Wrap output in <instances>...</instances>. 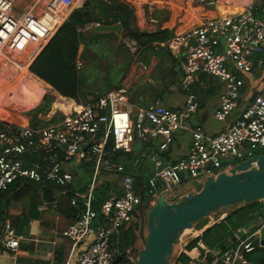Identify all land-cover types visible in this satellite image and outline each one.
Wrapping results in <instances>:
<instances>
[{"label": "built area", "instance_id": "2783aa9c", "mask_svg": "<svg viewBox=\"0 0 264 264\" xmlns=\"http://www.w3.org/2000/svg\"><path fill=\"white\" fill-rule=\"evenodd\" d=\"M194 1L206 6L219 3V0ZM261 1L244 0L238 6L221 4L218 15H209L188 30L158 43L180 54L179 87L184 94L180 109L166 107L155 100L133 112L128 103L129 89L119 85L86 102L56 94L52 105L59 117L40 126L18 127L0 119V193L21 181L40 187L53 183L65 188L73 181V176L62 169V159L92 165L87 189L74 193L70 199L77 213L62 232L72 246V256L65 264H112L117 256L121 260L116 264H135L138 249L119 254L111 247V242L132 223L141 202L149 207L158 193L164 195L165 191L193 180L202 182L208 176L227 172L236 164L230 162L252 157L247 153L256 147L264 148V77L263 88L226 123L241 99L237 72L263 73L264 58L258 54L264 52V17L256 15ZM74 7V0H0V56L6 63L10 61L7 52L23 55L31 61ZM146 9L151 13L153 6L148 4ZM150 21L156 22V19L151 16ZM98 24L86 23L78 26L77 31H87ZM122 42L136 58V41L124 37ZM80 66L77 59L75 67ZM140 66L145 68L142 63ZM200 73L212 75L223 84L213 116L225 122V127L211 135L201 126H191L188 122L199 108L193 87ZM178 132L191 134L188 155L164 165L157 154L168 149ZM156 138L160 139L152 156L156 171L146 183L142 181L139 185L123 165L111 162L119 152H133L136 141L145 143ZM33 155L38 156L37 160L29 159ZM105 169L123 174L122 194L110 196L94 208V190L100 183V171ZM263 226L261 222L255 231L244 238L239 236L237 245L220 256V262L250 264L245 254L256 247L252 240ZM20 238L5 221L1 244L14 250Z\"/></svg>", "mask_w": 264, "mask_h": 264}, {"label": "crops", "instance_id": "0c3cea01", "mask_svg": "<svg viewBox=\"0 0 264 264\" xmlns=\"http://www.w3.org/2000/svg\"><path fill=\"white\" fill-rule=\"evenodd\" d=\"M103 1L109 3L110 0ZM118 1L127 4L132 8L135 28L145 32H155L158 29H167L170 32V37H172L175 34L182 33L194 25L200 23L209 15H218L220 13L219 7L221 4L222 6H238L241 5L244 0H219V5L217 4L214 6L198 4L194 0ZM148 4L153 6V11L151 13H149L146 9ZM76 7L77 6H75L73 9ZM257 12L260 13L259 17H264V0H262L259 4ZM151 16L156 19V22L150 21ZM110 20L111 18L108 17L105 19L100 18L99 20L92 22H99L101 24L107 25L120 23L119 21L110 23ZM82 33L89 35L92 34L93 31L91 28L90 30L83 31ZM99 33H105V51L102 54H99L84 44H80L75 60H80L81 66L79 69H76L78 70L81 77L79 83L80 86L84 84L86 85L89 80L98 76H100V78L105 81V85L104 88L102 86V89L93 90L92 92L89 90V92L83 93L80 90L77 99L81 100L80 97H87L82 99L84 102H86L92 97L107 94L119 85H126L130 94V92L139 85L140 87L137 93L136 103L131 104L128 102L129 108L133 112L138 107H146L148 104H150L149 102H152L153 100H159L162 105L172 109L181 108L183 105L184 94L179 87L181 77L179 68L180 54L177 51L167 47V54L159 49L165 47L154 45L157 47L154 48L155 53L146 54L145 56L139 50L136 55V61L132 65L129 64V68L132 69L127 75L126 61L124 60L127 47L122 42V31L119 35L115 32ZM54 34L50 37V39L54 36ZM50 39L43 45L41 51L45 48ZM259 54L261 55V58H264V52ZM6 55L10 59L9 63H6L4 58L0 56V109L2 107L3 111L6 113V118H8L2 120L10 122L11 124H14L18 127H35L57 120L59 114L53 108L52 102L55 98V95L60 93L53 89L48 83L34 76L29 71L30 64L35 58L31 61H28L23 55L10 54L9 52H7ZM129 55H131L130 52ZM150 57L151 59H149ZM156 57L158 59L157 61L154 59ZM160 59L161 61H159ZM140 63H142L145 68H142ZM7 67L15 68L14 70L10 69L7 72V69H9ZM21 68L25 69H23V74L20 75L19 72ZM172 69L176 73L174 77L175 82L169 79ZM262 71L263 73L259 74L237 72V76L241 81L240 90H242V92L240 91V96L243 93V89L248 90L252 87H256L255 89H257L258 92L263 88L264 69ZM28 74H30V76H28ZM253 75L257 76L256 79H253ZM82 80H84L83 83ZM25 83H29L33 86L32 93H34L35 96H39L37 101L33 96L34 94L31 93L22 94L21 96H14L16 91H19ZM132 84H135L133 88H131ZM143 86H145L144 92L139 94ZM47 91H50L54 96L53 99L49 97L50 107L44 113L40 108L45 104V97H48L45 94ZM222 91L223 84L220 93L210 97H202L199 100L200 103L197 112L188 118V122L191 126H201L209 135L218 133L224 129L225 122L222 123L221 127L216 129H212L210 125L207 127L204 125V109L206 104H210L211 106L213 105V110L215 111L219 106L220 95ZM173 93L175 94L173 95ZM181 94V101L178 102L177 97ZM7 99L12 101V105L8 104ZM251 99L252 97L245 101L240 100L241 102H239L238 106V108H240L239 111L242 109V106ZM168 101L171 103H166ZM239 111L236 113L233 112L232 118L228 119L226 123L235 118ZM185 133L189 134V141L187 142L184 151L181 152L180 148L176 146H179L178 138L182 137ZM153 140H158L159 142L160 139H151L150 142L141 143V147L136 150L133 149V152L130 155L127 153L125 154L127 156L134 157L143 151L150 152L151 148H145V144L150 146V143ZM191 144L192 137L189 132H178L175 134L173 142L168 147V149L164 152L158 153L157 156H160V160L164 165L172 164L181 158L187 157ZM157 146L158 144L154 147L155 153L153 154H156ZM120 154L121 153H117L116 157L111 159V162L119 163L125 168L126 163L116 161V158L120 156ZM79 165H81V163L71 160L62 159L61 162V167L65 171H68L66 166L75 168ZM125 170L131 173L133 176L134 174H137L141 177V165L138 166V170H129L126 168ZM155 171L156 169L154 168L152 174ZM68 172L72 174L73 181L65 188H61L59 191L56 190L54 192L55 199L53 202H47L44 200L41 187L29 181L14 183L6 190L8 193H6V191L0 193V206L2 208V213L4 214V220L2 222L0 220V264H65V262L70 259L72 256V246L71 243L62 235V232L75 219L77 213L76 208L70 205V199L74 193L85 192V189H87L90 183L92 175L91 177L87 176L81 179L83 176L79 178L75 172ZM102 172H114L121 174L120 185L118 187L114 186V193H117L120 196L122 194L123 174L111 169L101 170L100 183L96 186V188L105 181L113 185L110 180H104L102 178ZM185 185L182 186V189ZM183 193L184 192H182L180 195ZM115 194H111V196H115ZM134 219L137 218L134 217L133 220ZM209 219V224L207 226L214 223V221L211 219V216ZM5 221L9 222L14 228L16 234L21 236L18 246L14 250L8 249L1 244L3 223ZM205 227H203V229ZM203 229L199 230L198 232L201 233ZM249 229L250 228L240 229L236 234L237 238L249 233Z\"/></svg>", "mask_w": 264, "mask_h": 264}, {"label": "trees", "instance_id": "16d2710c", "mask_svg": "<svg viewBox=\"0 0 264 264\" xmlns=\"http://www.w3.org/2000/svg\"><path fill=\"white\" fill-rule=\"evenodd\" d=\"M95 11L98 15L97 18L94 16ZM256 15L259 16L260 13L256 11ZM108 17L111 18L110 23L116 21L120 22L122 27V39L124 37H129L135 40L138 45V52L140 50L145 56L146 54L155 53L154 48L157 47L154 45L159 46L158 43L165 42L170 38V32L167 29H158L155 32H145L135 28L132 8L125 3L118 0H110L109 3L103 0H90L88 4L75 8L70 13L67 20L57 29L56 33L47 43L45 48L32 61L29 71L34 76L48 83L61 95L77 99L81 90L79 85L81 77L75 67V59L79 45L84 44L99 54H102L105 51V33L93 32L92 34L87 35L78 32L77 27L99 20L100 18L105 19ZM166 48L167 47L159 49L168 54ZM258 56L261 57L260 54ZM149 59H151V57ZM154 59L156 61L158 60L157 57ZM124 60L126 61L128 75L132 68H129L130 58L129 50L127 49L125 51ZM159 61H161V59ZM175 74V71L172 69L169 79L173 82H175ZM134 85L135 84H132L131 88H133ZM221 87L222 84L216 77L200 73L197 75L193 91L197 94L199 101L202 97H210L218 94ZM144 89L145 86L142 87L139 94H142ZM240 91L242 92V90ZM32 92L33 86L29 83H25L19 91H16L14 96H21L22 94L28 93L34 94ZM33 96L37 101L39 96H35V94ZM240 100L239 102H241ZM9 101L11 100L7 99L8 104L12 105V101ZM49 107L50 98L45 97V104L40 109L45 113ZM6 117V113L1 107L0 118L8 119ZM109 147L110 145L108 148ZM252 151V155L254 156L264 152V148L256 147ZM127 154L130 155V153ZM116 155L114 157H116ZM37 158L38 156L34 155L29 157L30 160H37ZM238 161L239 160L233 163H237ZM81 165L92 166L89 163H82ZM41 189L43 191V199L47 202H53L55 199L54 192L56 190L59 191L61 187L53 183H47L44 187H41ZM111 190L113 192L112 185L106 181L95 188V201L93 207L98 208L103 200L110 197L112 194ZM6 193H8V191H6ZM115 196L118 197L119 194L116 193ZM143 199L144 201H147L148 198L143 196ZM212 215H216L220 218H216V221L212 225H209L204 229L203 227L198 228L199 230L203 229V231L183 246L182 250L176 257L175 263L182 262L183 264H193L196 259L190 255V252L197 249L201 255L205 256L206 260L203 264H222L219 260L220 256L228 250L233 249L239 241L236 236L237 232L240 229L247 228H250V232H253L261 222H264V200L237 205L231 210L221 209ZM134 217L138 220V213H135ZM0 220L1 222L4 220L1 206ZM137 231V223H130L127 228L121 230L119 236L112 239L111 247L117 249L119 254H123L127 250L136 251V243L139 239ZM246 235L247 234H244L241 237L244 238ZM245 258L250 264H264V247L256 246L252 251L245 254Z\"/></svg>", "mask_w": 264, "mask_h": 264}, {"label": "water", "instance_id": "95a60500", "mask_svg": "<svg viewBox=\"0 0 264 264\" xmlns=\"http://www.w3.org/2000/svg\"><path fill=\"white\" fill-rule=\"evenodd\" d=\"M89 1L86 0L85 4ZM92 31L119 35L122 27L120 23H100L93 26ZM139 87L130 92L129 103H136ZM140 147L141 142L136 141L133 149ZM134 177L141 185V177L137 174ZM183 191L175 201H168L162 193H158L151 206L140 203L138 238L141 246L137 250L135 264H169L168 258L174 245L194 224L221 209L231 210L237 205L264 200V152L239 161L227 172L222 171L215 177L208 176L202 182L193 180L183 187ZM252 243L264 247V226ZM120 260L121 257L117 256L112 264Z\"/></svg>", "mask_w": 264, "mask_h": 264}, {"label": "rangeland", "instance_id": "374dc122", "mask_svg": "<svg viewBox=\"0 0 264 264\" xmlns=\"http://www.w3.org/2000/svg\"><path fill=\"white\" fill-rule=\"evenodd\" d=\"M86 3V0H74V6H77L78 8L79 7H82L83 5H85ZM76 7V8H77ZM74 10V9H73ZM94 16L97 18V13L95 11L94 13ZM131 54V53H130ZM132 55V54H131ZM129 55V58H130V65H132L136 58H134V56L132 55ZM8 65V64H7ZM15 66V65H14ZM9 69H7V72L8 70H14V68L12 67H7ZM23 69L25 68H21L20 69V75L23 74L22 72L24 71ZM28 76H30V74H28ZM257 76L253 75V79H256ZM101 80V81H100ZM84 82V80H82V83ZM104 85H105V81L102 80V78H100V76L98 77H94L92 78L91 80H89L87 82V84L85 85H81V92L83 93H86V92H89V90H91L90 92H92L93 90H100L102 89V86L104 88ZM256 87H252L251 89H248V90H245L243 89V93L241 95V100L242 101H245V100H248L250 97H252L253 95H255L257 93V89H255ZM221 92V90L219 91V93ZM46 96L48 97H51L53 99V96L52 93L49 91H47L46 93ZM175 93H173L174 95ZM80 99H77L81 102H84V100L82 99H85L87 97H80ZM181 98H182V94L180 96L177 97L178 99V102L181 101ZM214 99V98H213ZM150 101V100H149ZM152 101V100H151ZM155 101V100H153ZM152 101V102H153ZM151 103V102H149ZM168 104H170L171 102H166ZM240 108L236 109L234 111V113L238 112ZM204 112H205V126H211L212 129H216V128H219L221 127L222 125V121H217L214 117H213V113H214V110H213V105L211 106L210 104H206V107L204 109ZM189 141V134L188 133H185L182 137H179L178 138V144L179 146H176L178 148H180V151H184V149L186 148V144L187 142ZM151 145H147L145 144V148L149 147L151 148L150 152H146V151H143L141 152L139 155H136V156H127L125 153H121L120 156H118L116 158V161H120V162H124L126 163V166L125 168L126 169H134V170H138V166L141 165L142 167V170H141V177H142V180L144 183H146V181L153 176L152 172H153V169L155 168L154 166V158L152 157L153 156V153H155L154 151V147L158 144V140H153L151 143ZM154 145V146H153ZM175 147V148H176ZM253 153L252 152H249L247 153V155H251ZM131 154V153H130ZM158 159H160V156L158 155L157 157ZM238 159L230 162V163H233L235 161H237ZM72 165V164H71ZM73 166V165H72ZM67 170L68 171H71V172H75L79 178H85L87 176H90L91 173H92V167H90L89 165H79L75 168L73 167H67ZM102 175V178L105 180H110V182H112V189H113V192L111 190V193L114 194L115 192V187H118L121 183V174H117V173H114V172H111V173H107V172H102L101 173ZM157 179V178H155ZM184 192L182 187H176V188H173L172 190H168V191H165L164 192V195L166 197V199L168 201H175L177 200V198L180 196V194ZM173 194H176L177 197L174 198L173 197ZM145 198H147L146 196H144ZM147 209V207H146ZM211 216V219L212 221H216V218H218L216 215H210ZM209 218H204L202 221L196 223L193 225L192 229H188L186 230L182 235L181 237L179 238V240L177 241V243L174 245L173 247V251L171 253V255L169 256L168 260H169V264H183L182 262H177L175 263V260H176V257L178 255V253L182 250L183 246H184V243H187L189 242L190 240H192L194 237L198 236L200 233L198 232L199 229L198 228H202V227H205L209 224ZM132 222L134 223H137L138 225V228H139V219L136 220L134 219ZM137 234H138V231H137ZM141 246V243H140V240L138 239L137 240V243H136V248L138 249L139 247ZM191 256H193L194 259H196V261L193 263V264H203L205 262V256L204 255H201L200 252L196 249H194L192 252H191Z\"/></svg>", "mask_w": 264, "mask_h": 264}]
</instances>
